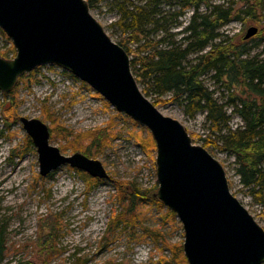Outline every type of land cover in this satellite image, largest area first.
<instances>
[{
	"label": "rangeland",
	"instance_id": "obj_1",
	"mask_svg": "<svg viewBox=\"0 0 264 264\" xmlns=\"http://www.w3.org/2000/svg\"><path fill=\"white\" fill-rule=\"evenodd\" d=\"M222 2L214 0V3ZM174 3V0H162L156 6H148L147 0H108L90 9V13L115 43L133 31L123 32L130 24V20L122 21L123 10L135 11L143 7L146 14L156 20V28L152 25L142 30L152 49L142 51L145 39L130 44L135 51L129 57L131 61L167 46L160 44L161 40L181 42L192 12L183 11L175 17L178 7ZM259 4L254 18L232 22L220 29V34L241 42L251 26L264 32V0H259ZM259 38L242 41L248 56L264 53V40L259 41ZM11 46V41L0 35L1 51L10 50ZM203 81L210 90L220 86L213 84L211 74L203 77ZM148 83L146 80L137 85L142 94L154 102L155 94L145 91ZM214 96L222 103L226 101L219 93ZM169 97L168 94L162 98ZM11 105L15 107L11 109ZM183 106L182 99H178L162 101L155 107L162 115L182 124L191 140H195L193 144L202 146V139L209 135L205 113L190 118L184 114ZM227 115L231 129L242 126L238 116L230 111ZM21 117L45 123L52 130L50 145L57 147L64 156L82 153L79 148L88 146V140H84L88 133L96 130L106 133L109 129V137L103 140V145L92 149L98 152L87 156L101 163L108 179L89 182L82 171L67 165L41 177L37 153L33 145L27 144V135L19 122ZM225 132L223 129L211 138L217 139ZM67 134L70 136L66 138ZM147 134L150 133L146 128L117 113L88 85L54 65L38 67L29 79L19 81L6 97L0 93V225L6 226V253L2 264H155L159 258L158 245L152 238L139 236L141 227L159 228L170 243L182 244V226L176 216L174 222L166 220L165 206L159 209L147 204L138 208L142 218L134 221L133 228L125 231L120 226L116 234L110 229L111 218L121 209L116 182H133L143 190H151L150 193L157 190L155 149L147 155L135 140L136 135L145 137ZM206 150L224 168L232 184L231 193L264 229V192L263 203H256L246 190L241 191L235 159L219 149L209 147ZM49 246H54V250L46 254L45 248ZM164 254L169 256L167 251Z\"/></svg>",
	"mask_w": 264,
	"mask_h": 264
},
{
	"label": "water",
	"instance_id": "obj_2",
	"mask_svg": "<svg viewBox=\"0 0 264 264\" xmlns=\"http://www.w3.org/2000/svg\"><path fill=\"white\" fill-rule=\"evenodd\" d=\"M0 30L15 50L12 59L0 57L1 94L38 67L54 65L149 131L156 154L153 196L180 222L187 264H264V229L231 193L220 162L142 94L129 56L91 15L86 0H0ZM257 32L251 26L243 39ZM19 122L36 150L41 177L67 165L108 179L99 161L79 152L64 156L50 145L48 126L39 119Z\"/></svg>",
	"mask_w": 264,
	"mask_h": 264
},
{
	"label": "trees",
	"instance_id": "obj_3",
	"mask_svg": "<svg viewBox=\"0 0 264 264\" xmlns=\"http://www.w3.org/2000/svg\"><path fill=\"white\" fill-rule=\"evenodd\" d=\"M90 9H93L108 0H86ZM125 1V0H123ZM162 0H147L148 6H156ZM165 2L170 0H163ZM178 11L175 17L180 16L183 11H191L189 23L182 32L178 44L173 41L161 40L160 44H167L161 49L154 50L147 56H138L130 61V70L136 83H149L146 85L148 91L155 94L154 106L164 102H175L182 99L184 114L190 118L198 113H205V120L208 124L209 135L203 138L202 147H212L233 157L236 163V175L239 178L241 191L251 195L256 203H263L264 192V53L259 56L250 57L246 54L244 39L234 41L232 37L220 34V29L232 22L243 21L245 17L254 18L259 0H223L222 3H214V0H174ZM242 4L238 7V4ZM204 8V11L201 9ZM143 7L133 10H123L122 21L130 20V24L123 29L124 33L133 29L130 35L117 43L125 50L127 55L132 56L135 51L129 46L145 39L142 45L145 49H152L149 40L142 35V30L147 26H156V20L146 14ZM264 17V16H263ZM121 22H118L120 24ZM156 28V27H155ZM0 35L7 38L0 30ZM255 36H260L259 41L264 40V32L258 31ZM254 36V37H255ZM144 37V38H143ZM8 39V38H7ZM9 40V39H8ZM167 42V43H166ZM206 48L208 50L204 51ZM204 51V52H203ZM202 52L194 58L193 54ZM139 53V52H138ZM15 50L1 51L0 57L12 59ZM37 70V69H36ZM35 70V71H36ZM32 71L20 77L17 83L29 79L34 74ZM211 74L213 84H220L216 90L206 87L203 77ZM14 90V89H13ZM12 90V91H13ZM223 95L225 102L215 98V94ZM10 94V93H9ZM9 94H2L6 97ZM170 95L168 99L162 97ZM13 101V100H11ZM13 103V102H12ZM15 105H11L13 109ZM227 111L238 116L242 126L231 129L228 126L230 116ZM223 129L226 132L219 138L212 139L214 134H220ZM109 131V129H108ZM102 133L101 130L88 133L84 140H88L86 148H79L86 156H94L102 142L109 137V132ZM66 133L65 130H61ZM52 130L49 128L51 136ZM79 135V134H78ZM70 135L67 134L66 138ZM111 140L114 138H110ZM104 140V141H103ZM136 143L148 155L155 149V143L150 134L145 137L135 136ZM193 143H195V140ZM28 145L31 140L26 136ZM103 145V144H102ZM77 171V170H76ZM89 182L97 179L88 176ZM231 189V182H228ZM119 191L117 198L121 205L119 212H116L110 220L112 234L120 226L123 230L134 227V221H139L140 213L138 208L147 204L155 205L162 209L163 204L150 193L151 190H143L133 182L115 183ZM165 218L168 221H175V214L165 210ZM143 222V221H142ZM140 237L152 238L158 245L159 258L155 264H187L183 254L182 244L170 243L159 228H142ZM6 226L0 225V264H2L6 253ZM54 246L45 248L46 254H51ZM165 251L168 252L167 256ZM76 262H79L77 259ZM21 264V263H17ZM85 264V262L81 263Z\"/></svg>",
	"mask_w": 264,
	"mask_h": 264
}]
</instances>
